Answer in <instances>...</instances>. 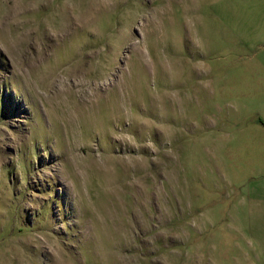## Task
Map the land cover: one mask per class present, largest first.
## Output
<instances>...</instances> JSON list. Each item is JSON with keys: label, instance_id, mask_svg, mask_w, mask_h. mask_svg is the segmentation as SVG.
Returning a JSON list of instances; mask_svg holds the SVG:
<instances>
[{"label": "rangeland", "instance_id": "374dc122", "mask_svg": "<svg viewBox=\"0 0 264 264\" xmlns=\"http://www.w3.org/2000/svg\"><path fill=\"white\" fill-rule=\"evenodd\" d=\"M263 191L264 0H0V264H264Z\"/></svg>", "mask_w": 264, "mask_h": 264}, {"label": "crops", "instance_id": "0c3cea01", "mask_svg": "<svg viewBox=\"0 0 264 264\" xmlns=\"http://www.w3.org/2000/svg\"><path fill=\"white\" fill-rule=\"evenodd\" d=\"M258 196H264V191L263 193L262 192L258 193ZM261 209H264V201H262V198H258V210H261Z\"/></svg>", "mask_w": 264, "mask_h": 264}]
</instances>
